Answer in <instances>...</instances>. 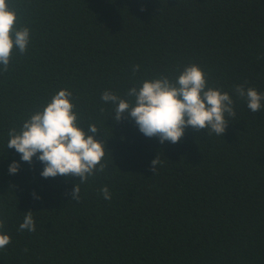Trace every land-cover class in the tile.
I'll return each mask as SVG.
<instances>
[{"label": "trees", "instance_id": "trees-1", "mask_svg": "<svg viewBox=\"0 0 264 264\" xmlns=\"http://www.w3.org/2000/svg\"><path fill=\"white\" fill-rule=\"evenodd\" d=\"M9 3L30 42L0 70V231L11 238L0 264H264V108L251 112L234 91L264 93V0ZM192 63L233 97L224 136L188 127L161 143L127 115L114 121L115 106L101 100L106 90L131 100L129 88L175 80ZM60 89L73 93L80 126L94 123L105 142L104 171L82 184L44 178L35 156L7 149L9 130ZM76 183L79 201L70 200ZM29 210L36 230L20 231Z\"/></svg>", "mask_w": 264, "mask_h": 264}, {"label": "clouds", "instance_id": "clouds-1", "mask_svg": "<svg viewBox=\"0 0 264 264\" xmlns=\"http://www.w3.org/2000/svg\"><path fill=\"white\" fill-rule=\"evenodd\" d=\"M17 12L10 6L9 0H0V70L6 71L12 59L13 50L24 54L30 42L28 27H16ZM133 67V73L139 70ZM238 97L247 101V107L253 113L264 108V93L255 88L237 85L234 89ZM73 93L68 89L56 92L46 106L35 111L23 121L19 130H9L7 149L14 148L21 161L31 163L35 156L43 165L40 175L44 178L64 176L77 177L85 183L89 177L103 172L106 164L104 140L95 139L100 131L93 123L87 131L78 122V113L74 111ZM127 97L106 90L101 100L114 105V121L127 115L135 121L139 131L146 137H158L161 143H177L184 137L185 129H206L208 135L215 133L224 136L230 120L235 117L233 97L226 91L209 86L205 72L192 63L184 67L175 80L163 74L154 79L143 80L140 86L127 90ZM103 111V109H101ZM161 164L158 156L151 161V170L155 173ZM20 163L13 161L9 173L18 172ZM100 191L106 200L111 199L107 186ZM80 186L75 184L71 199L79 201ZM3 221L0 220V228ZM20 231L35 232L36 226L32 211L26 212ZM11 242L8 234L0 231V249Z\"/></svg>", "mask_w": 264, "mask_h": 264}]
</instances>
